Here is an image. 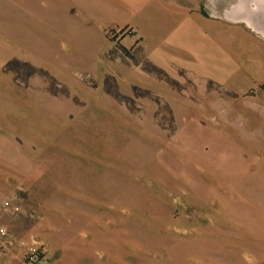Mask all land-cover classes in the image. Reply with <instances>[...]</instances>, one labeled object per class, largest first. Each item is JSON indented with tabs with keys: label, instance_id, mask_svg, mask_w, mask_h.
Here are the masks:
<instances>
[{
	"label": "rangeland",
	"instance_id": "obj_1",
	"mask_svg": "<svg viewBox=\"0 0 264 264\" xmlns=\"http://www.w3.org/2000/svg\"><path fill=\"white\" fill-rule=\"evenodd\" d=\"M245 1L248 0H201L198 10L209 21L203 33L193 26L189 29L185 41L189 55L186 70L178 69L177 76L170 77L143 60V67L153 70L151 79L157 81L153 87L128 82V75L132 73L146 74L135 66L138 58L122 48L120 41L130 30L117 32L115 24L110 23L104 25L101 36L107 48L97 51L95 43L94 50L84 48L78 52L79 58L88 60L89 66L78 63L66 75L69 82L78 79L79 84H73L72 90L51 79L44 69L37 68L31 75L30 68L23 65L4 69L0 81V111L13 106L5 93L9 84L18 92L41 88L67 95L73 91L72 100L80 106L96 99L93 109L90 105L83 111L81 107H74L54 128L60 134L66 132L71 121L89 124L93 129L73 133L75 138L93 140L96 159L108 156L106 143L105 147L113 150L104 162H95L92 174L96 182L101 181L98 185L102 187L104 183L109 191L100 200L99 196L95 197V209L103 211L96 212V216L103 215L112 225L118 222L119 216L125 217L126 227L134 234L136 218H142L143 233L152 236L153 219L138 206H150L151 199L155 198L151 193L165 199V204L170 206L173 199L166 195L173 192L176 217L188 215L190 218V223L185 225L189 231L177 230V237L197 240L198 224L205 220L204 213L209 223L219 225L223 219L237 233L255 232L252 227L247 228V222H241L251 217L254 224L264 222V175L259 174L264 173V165L260 162L254 165L255 173L247 170L264 157V39L243 23L223 16L232 4ZM62 38L69 42L67 35ZM90 66L93 73L87 68ZM8 73L11 74L9 84ZM36 75L47 86L30 83L29 78ZM86 93L89 98H82ZM99 93L110 97L114 108L107 105L98 108ZM70 114L74 117L70 118ZM215 135L221 137L222 148L214 145ZM140 139L144 140V147H137L141 153L136 160L133 146L142 145ZM146 148L150 152L144 160ZM253 155L254 158L245 160ZM24 176L15 175L14 196H4L0 203V223L14 237L21 235L24 222L30 225L38 218L35 212L39 204L38 189L23 179ZM199 187L212 194L208 197L198 194ZM241 193L248 195L242 198ZM5 201L18 206V210H3ZM109 228L111 232L114 227ZM115 234V238L105 240L111 242L109 248L95 247L94 260L99 264H134L133 256L128 257V263L118 256L123 249L134 254V244L128 237L119 238Z\"/></svg>",
	"mask_w": 264,
	"mask_h": 264
},
{
	"label": "crops",
	"instance_id": "obj_2",
	"mask_svg": "<svg viewBox=\"0 0 264 264\" xmlns=\"http://www.w3.org/2000/svg\"><path fill=\"white\" fill-rule=\"evenodd\" d=\"M200 1L0 0V81L6 64L17 59L44 69L51 79L72 90L73 84H79L78 79L69 82L66 75L78 63L85 62L89 66L88 60L80 59L78 52L84 48L94 50L95 43L97 51L107 48L106 40L101 38L102 32L105 24L114 23L117 32L126 28L130 30L120 41L122 48L138 58L134 64L146 74L132 73L128 75V82L153 87L157 83L151 79L153 70L143 67V60L170 77L177 76L178 69L186 70L189 55L185 41L189 29L193 26L203 33L206 21H209L198 10ZM259 9L264 12V0L237 2L224 11L223 16L243 23L264 39V18L255 16ZM64 34L69 37V42L62 38ZM87 68L93 73L91 66ZM10 75L6 74L8 84ZM29 82L47 86L46 81L37 75L30 77ZM5 93L13 106L0 111V203L4 196H14L15 175L25 174L23 179L38 189L39 204L37 211L35 209L38 218L30 225L24 222L21 235L16 234V237L28 240L37 236L42 250L40 256L30 263L23 260L17 247H11L4 254L0 251V264H99L94 260L95 247L109 248L111 242L105 240H110L115 233L119 238L128 237L135 246L136 252L132 255L125 249L118 254L127 263L128 257L133 256L134 264H264L262 220L257 224L253 223L252 217L242 220L241 223L247 222V228L252 227L255 232L240 234L226 220L222 219L219 225L209 223L204 213L205 220L198 224L197 240L177 237V230L189 231L185 225L190 223V218L188 215L176 217L173 192L166 195L173 199L170 206L154 193L150 194L155 197L150 206H138L142 212H149L153 219L152 236L143 233L142 218H136V232L133 234L130 227H126L125 217L119 216L118 222L112 225L110 219L102 218L103 215L96 216V212L103 211L95 209V197L99 196L100 200L109 191L104 183L100 187L101 181L96 182L92 175L94 164L97 160L104 162L113 150L110 146V149L105 147L108 146L105 141L108 156L96 159L94 141L75 138L73 133L89 129V124L71 121L66 132L60 134L54 128L55 123L61 124L63 116L74 107H81L83 111L90 105L93 109L92 103L96 99L80 106L72 100L73 91L67 95L41 88L18 92L11 84ZM87 95L83 94L82 98H89ZM97 99L98 108L115 106L110 97L101 93ZM69 116L74 117L73 114ZM147 121L148 118L145 124ZM220 138L215 135L214 145L222 148ZM140 141L142 145L133 146L136 148L133 159L136 160L141 153L137 147H144V140ZM144 151L143 159L150 152L147 148ZM71 153L77 155L71 156ZM52 157L55 160L52 161ZM252 162L248 164L251 166ZM259 162L264 165L263 156L252 164V169H247L248 172L255 173L254 165ZM106 163L110 164L109 161ZM197 192L204 197L212 194L201 187ZM240 195L244 198L248 194ZM3 210L7 211V208L3 207ZM109 227L118 229L113 228L110 232Z\"/></svg>",
	"mask_w": 264,
	"mask_h": 264
},
{
	"label": "built area",
	"instance_id": "obj_3",
	"mask_svg": "<svg viewBox=\"0 0 264 264\" xmlns=\"http://www.w3.org/2000/svg\"><path fill=\"white\" fill-rule=\"evenodd\" d=\"M4 207L12 211H17L18 206H11L8 201L4 202ZM17 247L25 262H34L40 256L42 243L37 237L28 240L12 236L4 226H0V251L6 253L9 248Z\"/></svg>",
	"mask_w": 264,
	"mask_h": 264
},
{
	"label": "trees",
	"instance_id": "obj_4",
	"mask_svg": "<svg viewBox=\"0 0 264 264\" xmlns=\"http://www.w3.org/2000/svg\"><path fill=\"white\" fill-rule=\"evenodd\" d=\"M11 65H23V66H26L28 68H30V73L29 75L37 72V68L32 66L30 63L26 62V61H20V60H17V59H13L11 61H9L6 66H5V69L6 68H9Z\"/></svg>",
	"mask_w": 264,
	"mask_h": 264
},
{
	"label": "bare ground",
	"instance_id": "obj_5",
	"mask_svg": "<svg viewBox=\"0 0 264 264\" xmlns=\"http://www.w3.org/2000/svg\"><path fill=\"white\" fill-rule=\"evenodd\" d=\"M256 12H258V11H256ZM255 16H256V18L262 19V18H264V12L260 11V9H259V13H255Z\"/></svg>",
	"mask_w": 264,
	"mask_h": 264
}]
</instances>
